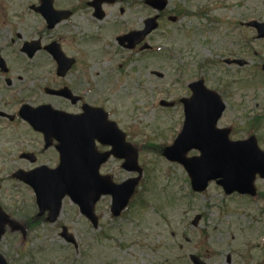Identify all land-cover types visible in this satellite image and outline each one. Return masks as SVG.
<instances>
[{"label": "rangeland", "instance_id": "1", "mask_svg": "<svg viewBox=\"0 0 264 264\" xmlns=\"http://www.w3.org/2000/svg\"><path fill=\"white\" fill-rule=\"evenodd\" d=\"M1 1L0 17L5 21L0 22L3 37L13 28L27 37L28 27L39 25L40 20L33 15L23 25L12 18L30 0H18L16 6L11 4L13 0ZM168 1L167 11L176 15L180 7L192 11L210 7V10L207 19L193 15L175 23L163 19L148 39L151 45L161 48L159 51L137 53L142 55L135 54L130 64L118 70L109 69V74L106 68L87 71L88 78L102 92V103L112 110L113 119L139 149L144 175L137 196L144 197L143 202L130 203L126 215L116 218L110 211L111 196L103 197L97 206L100 227L95 229L66 197L58 221L50 223L45 218L48 212L37 216L33 190L10 177L18 167L29 164L13 153L37 140L40 148L41 138L24 127L20 137L11 139V131H4L0 133V203L12 219L27 229L22 233L7 225L0 252L8 264H193L190 255L197 252L204 255L208 264H261L264 201L226 197L216 184L206 193H194L184 167L168 161L160 153L162 149L155 145L172 142L184 119L180 104L166 108L159 105L160 99L178 101L190 95L188 83L200 77L205 78L209 87L219 90L223 86L219 82L221 77L238 81L225 97L227 108L218 124L231 126L233 138L246 136L249 121L264 113V80H251L264 61V39H257L254 29L241 25V21L250 19L264 20V0ZM117 9L118 6L111 8L110 18L118 19L114 16ZM152 14L146 5L134 6L133 28L140 26L139 17ZM77 22L85 23L83 19ZM87 49L95 51L91 57L101 56L97 47L91 45ZM43 56L44 52L38 54L39 63ZM228 56L245 57L251 62L242 69L221 62L204 66L208 59L220 61ZM155 71L164 76L158 77ZM111 81L114 92L106 104L103 98L108 95L106 88ZM258 134L263 137L264 147V122ZM49 154L48 151L38 156V160L46 162ZM121 163L113 159L102 172L112 173L117 181L134 175L122 168ZM258 186L264 191V179L258 180ZM197 213H204L205 218L194 228L191 220ZM58 223L70 227L77 247L60 235L62 229Z\"/></svg>", "mask_w": 264, "mask_h": 264}, {"label": "flooded vegetation", "instance_id": "2", "mask_svg": "<svg viewBox=\"0 0 264 264\" xmlns=\"http://www.w3.org/2000/svg\"><path fill=\"white\" fill-rule=\"evenodd\" d=\"M143 1L115 0V2L110 3L112 1L109 0L103 2L101 4L102 9H99L98 0H53L56 9L71 11V18L65 21L67 24L73 25V22L78 19H83L85 22H78V25L75 26V29L78 28V30L73 33H78L80 37L69 35L57 37L62 23L52 29L51 39L56 40L67 56L74 58L73 65L64 75L57 73L58 65L53 55L45 49L37 50L33 54L23 50V36L20 30L13 28L12 31H6L5 37L0 32V133L10 130L12 133L10 139L18 135L23 123L20 113L23 105L37 107L41 104H50L57 109L75 115L84 113L85 109L91 111L96 107H102V92L88 78L87 71L102 70L106 68V65L101 63L100 57H91L95 51H90L87 48L93 45L102 53V44H109L107 42L109 34L120 27L122 28L124 22L126 24L127 21L132 22L133 4L139 5ZM17 2V0H13L11 4L16 6ZM114 6H118L114 13V16L118 18L116 20L110 18L111 8ZM102 16L103 18L99 19ZM12 18L23 24L21 17L17 14ZM2 21L5 23L4 20ZM70 21L72 23H68ZM144 21L145 19L142 20L143 24ZM65 29L68 30V28ZM95 30L100 34V40L97 39L99 36ZM41 43L43 44L42 41ZM119 47L124 49L120 45ZM137 47L139 48L140 45ZM40 52H44L41 63L38 62ZM61 87L69 88L72 95L66 97L47 91V88L59 89ZM106 91L108 95H105L103 99L107 103L113 94L111 84L106 88ZM24 123L29 126L27 122ZM2 140L4 141V137ZM28 145V151L36 149L34 144ZM97 146L101 150L107 148L100 143ZM47 151L50 154L46 162L57 163L59 154L55 146L45 148L38 153V156L44 155Z\"/></svg>", "mask_w": 264, "mask_h": 264}, {"label": "water", "instance_id": "3", "mask_svg": "<svg viewBox=\"0 0 264 264\" xmlns=\"http://www.w3.org/2000/svg\"><path fill=\"white\" fill-rule=\"evenodd\" d=\"M148 1L157 2L158 0ZM161 5H165L164 0H162ZM199 85L201 83L194 85L196 86L195 93L193 101L187 109V122L184 132L178 138L175 147L167 150L166 154L176 151L175 155L179 156L178 159L189 170L195 189L205 188L209 178H215L216 175H220L226 177V182L223 183L229 191L234 189L244 191L245 184L253 178L255 172L264 170V164L256 168L259 163H264V156L261 152H256L254 148L247 147L244 142H228L222 131L215 129V122L221 114L222 107L220 106L218 110L211 106L219 102L216 100L218 97L204 87H197ZM203 101H206L211 106V111L208 114L206 111L202 114L198 112V109L203 105ZM219 136L221 138H218ZM123 140L124 136L119 131V147L116 153L119 157L124 156L130 159L132 163H127V166L139 171L136 150L132 149L131 152H128V148L123 146ZM187 141L191 142V144L186 149L191 147L202 149V156L186 158L183 149ZM99 165L100 163L82 165L87 170L86 172L83 170L84 168H80V164L61 163L54 170L40 167L27 173L26 176H20L39 192V202L41 201L43 207L49 204L47 203L49 198V200L53 201V209L57 214L61 204V197L69 194L75 202L80 204L82 211L96 223L93 207L101 194L104 192L114 193L113 212L119 214L120 210L128 203L129 197L133 192L132 185L115 187L102 182L101 178L97 177ZM104 179L110 183L107 177H104ZM7 220V217L0 210V237L4 232ZM50 220H55V216L52 215ZM67 239L72 240V237L68 235ZM197 261L199 264H204L201 260ZM0 264H6L1 255Z\"/></svg>", "mask_w": 264, "mask_h": 264}]
</instances>
